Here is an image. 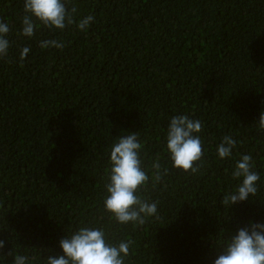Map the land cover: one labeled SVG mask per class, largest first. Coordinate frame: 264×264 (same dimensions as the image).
<instances>
[{
	"label": "trees",
	"instance_id": "16d2710c",
	"mask_svg": "<svg viewBox=\"0 0 264 264\" xmlns=\"http://www.w3.org/2000/svg\"><path fill=\"white\" fill-rule=\"evenodd\" d=\"M23 0H0L10 24L0 58V259L44 264L58 241L82 223L130 240L125 264H212L223 241L250 218H264V0H68L86 32L41 26L19 35ZM55 38L63 49L39 48ZM28 46L23 63L18 51ZM199 119L203 156L197 171L171 167L164 151L171 115ZM136 132L149 181L142 199L158 214L119 225L102 207L108 149ZM237 141L230 158L215 147ZM242 154L259 172L258 190L230 207ZM167 166L153 181L151 164ZM33 258H35L33 260Z\"/></svg>",
	"mask_w": 264,
	"mask_h": 264
},
{
	"label": "clouds",
	"instance_id": "9594fccd",
	"mask_svg": "<svg viewBox=\"0 0 264 264\" xmlns=\"http://www.w3.org/2000/svg\"><path fill=\"white\" fill-rule=\"evenodd\" d=\"M22 7L23 14L18 18V34L26 38L33 37L41 26L49 30H64L75 23L79 31L86 32L95 19L88 14L74 21L76 8L73 6L69 9L68 0H23ZM10 30V24L0 20V58L8 56ZM38 44L41 50H60L65 47L62 40L55 38L41 39ZM29 52L28 46L20 47L18 62L23 63ZM257 122L260 128H264V110L259 112ZM202 128L199 119L188 115L175 114L169 117L164 151L171 167L197 171L195 162L203 156ZM236 143L231 136H223L215 147L216 156L221 160L232 157ZM141 149L142 143L134 131L116 136L109 145L102 207L110 214L109 219L119 225H143L147 218L158 214L157 202L144 200L137 193L138 188L150 178L142 167ZM151 169L154 171L152 180L156 181L161 178L162 169L167 171V166H162L157 157L152 161ZM230 175L237 183L233 190L224 194L225 205L230 207L257 193L261 177L254 170L251 155H240ZM131 243L126 239H110L103 226L82 223L59 239L60 252L48 255L44 264H125ZM4 247L5 240L0 239V249ZM0 264H4L3 259H0ZM11 264H32V261L28 256L17 253L13 255ZM212 264H264V218H250L230 233L212 259Z\"/></svg>",
	"mask_w": 264,
	"mask_h": 264
}]
</instances>
